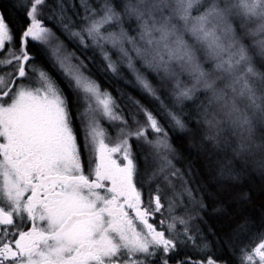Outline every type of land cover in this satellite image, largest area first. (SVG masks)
Instances as JSON below:
<instances>
[{
  "label": "snow or ice",
  "instance_id": "obj_1",
  "mask_svg": "<svg viewBox=\"0 0 264 264\" xmlns=\"http://www.w3.org/2000/svg\"><path fill=\"white\" fill-rule=\"evenodd\" d=\"M257 172L264 0L0 3V264H264Z\"/></svg>",
  "mask_w": 264,
  "mask_h": 264
},
{
  "label": "trees",
  "instance_id": "obj_2",
  "mask_svg": "<svg viewBox=\"0 0 264 264\" xmlns=\"http://www.w3.org/2000/svg\"><path fill=\"white\" fill-rule=\"evenodd\" d=\"M49 26H52V25L49 24ZM57 34L60 35L59 32H57ZM61 39L64 40V43L67 45V48L69 51H75L78 56L81 55L80 51L77 50V48L75 47V45L72 42H70L64 36H61ZM88 54L91 55V52H89ZM81 58H83V57H81ZM95 78H97L99 80L102 88L111 92L112 95L118 99V101H119V92L117 90L119 89L120 91H123V92L133 96L135 99L141 100L142 103L144 102L143 97L139 93V90L134 89L133 86H131V85L125 84L123 80H119L117 78L111 77L110 75L107 77V82L105 81L104 78H101V77H95ZM128 78L131 79V76L129 75ZM149 78L151 79V76ZM122 106H123V104H122ZM173 143L176 144L178 148H180L181 155L183 157H185L187 160V163L186 162L185 163L188 165L189 162L191 161L193 163V165L198 169L199 165L195 162L194 157H189L188 150L186 148H181L179 141H177L175 139H174ZM200 178H201L200 174H198L197 172L193 173V180L195 182H196V180H198ZM244 183H245L246 188L251 186V187L259 190L260 186L262 185V183H264V181H262L259 172H257L253 175L248 176L245 179ZM193 186H195V184H193ZM209 223L217 224L219 222L215 219H212L209 221ZM256 243H259V241H256Z\"/></svg>",
  "mask_w": 264,
  "mask_h": 264
},
{
  "label": "rangeland",
  "instance_id": "obj_3",
  "mask_svg": "<svg viewBox=\"0 0 264 264\" xmlns=\"http://www.w3.org/2000/svg\"><path fill=\"white\" fill-rule=\"evenodd\" d=\"M107 127V125H105ZM182 156V155H181ZM183 157V156H182ZM187 160L185 157H183V159L181 161L176 162V167L180 168V169H186L188 167V165L186 164ZM187 166V167H186ZM195 167V166H194ZM196 168V167H195ZM193 184H195V181L193 180Z\"/></svg>",
  "mask_w": 264,
  "mask_h": 264
},
{
  "label": "flooded vegetation",
  "instance_id": "obj_4",
  "mask_svg": "<svg viewBox=\"0 0 264 264\" xmlns=\"http://www.w3.org/2000/svg\"><path fill=\"white\" fill-rule=\"evenodd\" d=\"M3 2V0H0V3H2Z\"/></svg>",
  "mask_w": 264,
  "mask_h": 264
}]
</instances>
